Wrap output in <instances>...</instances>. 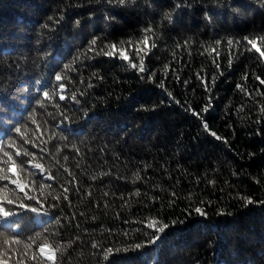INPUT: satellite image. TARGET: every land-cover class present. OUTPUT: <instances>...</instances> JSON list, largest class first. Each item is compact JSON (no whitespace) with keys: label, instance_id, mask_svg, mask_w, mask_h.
<instances>
[{"label":"trees","instance_id":"1","mask_svg":"<svg viewBox=\"0 0 264 264\" xmlns=\"http://www.w3.org/2000/svg\"><path fill=\"white\" fill-rule=\"evenodd\" d=\"M244 37L264 51V0H0V147L35 197L0 181V259L39 237L25 264L45 238L56 264H264V57ZM151 218L170 227L131 248Z\"/></svg>","mask_w":264,"mask_h":264},{"label":"snow or ice","instance_id":"2","mask_svg":"<svg viewBox=\"0 0 264 264\" xmlns=\"http://www.w3.org/2000/svg\"><path fill=\"white\" fill-rule=\"evenodd\" d=\"M180 5L177 4V7H179ZM49 19H52V17H49ZM77 24H79V21H77ZM44 27H47V25H44ZM145 31H151V29H145ZM244 39L246 41H248L252 48L256 50V52H258L260 54L261 57H264V51L261 50L260 47L257 46V42L256 40H249L248 37H244ZM258 40L264 41V37H258ZM92 46L96 45V40H92L91 42ZM123 43V42H122ZM232 41H229V44H231ZM154 46V45H153ZM113 50L116 49V45H111L110 46ZM92 48H89V51H91ZM105 55H112V52H105ZM120 55L122 56V58L124 60H128L129 57L127 56V54L121 50L120 51ZM68 67V66H66ZM131 67L138 69V71L140 72H145L147 71V69L144 67V60L143 57H141L140 59V63L137 64H131ZM217 67H219V65H217ZM165 68H167V65L165 66ZM63 77L60 75L56 76V80L60 81ZM143 78V77H142ZM247 77L245 76V79ZM148 79H152L151 76L148 77ZM257 79H260L259 77H257ZM262 84H264V80L260 81ZM161 87H163V82H161ZM63 85H60V89L63 90ZM237 88L240 89L241 91H245V89L243 88V86L241 85H237ZM45 99H49L50 98V94L48 92H44L43 93ZM169 95H171L169 93ZM65 97L63 95L60 96V99L63 100ZM73 99H75V96L72 97ZM242 110V109H241ZM259 122V121H258ZM205 129H208L207 124H205ZM15 132L17 134H21V128L17 127L15 128ZM213 136H216L217 139H220L219 136L216 135V133H212ZM21 138H23V136L21 135ZM25 143H30V141L25 140ZM8 147H14V142L9 143ZM0 151H3V148L0 147ZM3 155L5 157H7V160L4 161H0V163H3L5 165H7V168H2L0 167V181H8L11 184H15L17 189H19L20 192H24V197L21 199H27V200H34L35 197L34 196H30L28 195L27 192H25V187L26 185L24 183H22V178L20 177V175L17 172V169L19 168V172H23L24 168H23V162H20V165H17V162L14 160L13 155H11L9 152L7 151H3ZM20 155H24V156H29L31 155L26 149L21 151V150H17L15 152V156H20ZM35 168L40 169L41 171H43V166L39 163H36L34 165ZM7 173H12L13 175L17 176L16 179H12ZM51 178V177H49ZM136 179H139V176L137 175ZM68 189H65V192H67ZM9 193H11L12 195H14L15 190L13 189H9L7 187V185L4 186V188H0V222H4L6 225L10 226L12 223H16L15 220H12L11 218L15 217L17 215V212L14 211L11 208H6L5 205H11L14 204L15 201L12 198V195H9ZM43 195V192L41 193ZM137 195L139 194L138 192L136 193ZM65 199H67V196L64 197ZM241 199L244 200L245 205L253 203L252 199L250 197H241ZM37 203H39V201H37ZM20 208H30V210L32 212H38V209L35 207H31L29 205H25L23 203H20L19 205ZM194 211L199 214V215H206L205 211L200 208V207H196L194 209ZM173 224L176 223V221L172 222ZM146 227L149 229H152V233L151 235H149L148 233H146V235H149V238L140 244H135V245H131V248L134 249H140L142 247H146L149 245H155L161 238H162V234L166 231V229L168 227H170L169 224L163 223L162 221H160L157 218H151L149 220V222L146 224ZM39 239V237L36 238H32L31 242H23L21 240H17V239H8L7 237L4 238L3 240V245L4 246H11V245H18V244H22L23 243V247L25 249V251L23 252V254L21 255L20 260L18 261V264H25V257H27V253L28 250L32 249L33 244L36 242V240ZM93 247H96V245H93ZM127 251L128 249H106L105 250V256L104 259L107 260L109 255H111L114 251ZM38 252V255H37ZM37 252H34L33 255L31 257H28V259L31 260H38L40 258H43L41 260V264H43L44 260H47L50 262V264H56V256L57 253L60 252V246L58 244H54V243H50L47 238L44 239V241L38 246ZM0 264H5V261H3L2 259H0Z\"/></svg>","mask_w":264,"mask_h":264}]
</instances>
